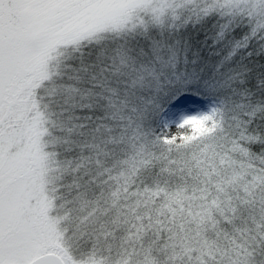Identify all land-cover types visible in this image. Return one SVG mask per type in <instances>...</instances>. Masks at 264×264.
I'll list each match as a JSON object with an SVG mask.
<instances>
[{"label": "snow or ice", "instance_id": "obj_1", "mask_svg": "<svg viewBox=\"0 0 264 264\" xmlns=\"http://www.w3.org/2000/svg\"><path fill=\"white\" fill-rule=\"evenodd\" d=\"M0 264H264V0H0Z\"/></svg>", "mask_w": 264, "mask_h": 264}]
</instances>
